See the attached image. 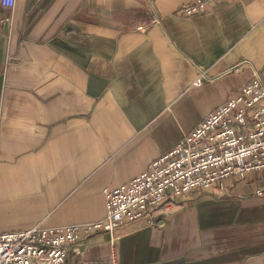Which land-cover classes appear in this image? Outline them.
Segmentation results:
<instances>
[{"label":"crops","instance_id":"obj_1","mask_svg":"<svg viewBox=\"0 0 264 264\" xmlns=\"http://www.w3.org/2000/svg\"><path fill=\"white\" fill-rule=\"evenodd\" d=\"M192 1L0 2V234L104 219L108 191L264 84V0L188 17ZM263 188L251 173L191 192L169 215L79 241L68 261L264 264Z\"/></svg>","mask_w":264,"mask_h":264},{"label":"built area","instance_id":"obj_2","mask_svg":"<svg viewBox=\"0 0 264 264\" xmlns=\"http://www.w3.org/2000/svg\"><path fill=\"white\" fill-rule=\"evenodd\" d=\"M16 1L0 0L7 9H13ZM208 1L193 0L183 7V13L200 15ZM151 23L158 24L159 19ZM204 80L202 75L194 85L200 87ZM251 173L264 177V84L258 75L171 151L156 158L147 171L108 191L104 219L83 226L1 233L0 264H70L68 255L79 241L99 233L113 234L153 214L169 215L185 195L222 187L231 178L244 181ZM256 196L264 198V188L257 190ZM77 255L82 257L83 253Z\"/></svg>","mask_w":264,"mask_h":264}]
</instances>
